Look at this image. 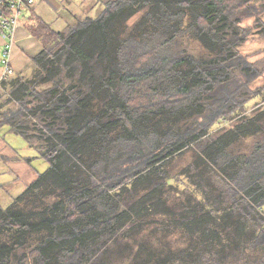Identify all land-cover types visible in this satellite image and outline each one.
Listing matches in <instances>:
<instances>
[{
    "label": "trees",
    "instance_id": "16d2710c",
    "mask_svg": "<svg viewBox=\"0 0 264 264\" xmlns=\"http://www.w3.org/2000/svg\"><path fill=\"white\" fill-rule=\"evenodd\" d=\"M139 6L148 8L152 28L123 37ZM10 7L0 3L4 15ZM180 8L199 10L188 31L208 57L181 46ZM263 14L264 0H116L61 32L37 19L33 33L44 49L32 57L31 78L1 80L8 107L0 128L24 138L49 167L12 205H0V264H107L112 248L127 241L144 250L140 233L156 228H184L193 243L185 254L164 243L167 251H152L144 264H264V148L230 154L223 136L243 125L209 138L216 122L262 94L251 85L264 70L238 48L249 35L245 19L255 18L264 36ZM0 66L3 72L2 59ZM204 141L220 144L223 163L205 154L222 172L226 165L218 176L226 191L216 202L208 192L201 202L180 197L167 212L172 184L161 169ZM207 157L183 174L199 176ZM50 197H57L51 206Z\"/></svg>",
    "mask_w": 264,
    "mask_h": 264
},
{
    "label": "rangeland",
    "instance_id": "374dc122",
    "mask_svg": "<svg viewBox=\"0 0 264 264\" xmlns=\"http://www.w3.org/2000/svg\"><path fill=\"white\" fill-rule=\"evenodd\" d=\"M261 3L262 2L259 4ZM142 7H136V13L131 16V19H129L128 22H125L124 26L127 28L126 32L128 35H122L123 37L135 36L137 38H141L140 34H144V30L152 28V26L145 20V16H148L147 13L149 10L148 8L144 9ZM72 9H75L78 12L80 10V8L77 9L74 6ZM95 10L96 11H93L91 15L96 16L99 14L100 10ZM181 10L185 12V18L181 26L182 32L178 36L181 46L197 56L208 57L210 52L206 48V44H204L200 39L196 38L197 34L195 32L191 31L190 33V31H188V28L193 23V19L195 18L194 14L199 10L195 8ZM77 13L69 16L68 18L72 19V21H76L77 17L81 18L85 15V13ZM257 19H260L264 24V14L259 16ZM37 25L38 23H36V26ZM242 27L247 30L249 35L247 36V40H245V42L238 48V51L243 56L248 57L249 62H258L260 69L264 70V36L260 34L261 32H259L258 29H256V19L253 17L245 19V21L242 23ZM118 30H120V27H117V31ZM34 69L35 65L33 62H31V64L21 73L23 74L21 76H24L25 79L31 78L32 75H34ZM15 75L18 74H15L14 72L10 77H7V80L14 79ZM251 87L254 92L259 91V93L262 94L251 100L246 105V108H244V112L238 110L235 113L229 114L226 119L216 122L212 126L209 133L210 139L211 137H218L217 139H219V136L223 135L230 129H234L237 126L243 125L241 126L242 129L239 134L236 133L234 135H229V137L226 135L223 136L225 143L232 142V146L229 149L230 154L250 153L253 148H264V72L262 76L251 85ZM7 97L8 93L6 91L3 101L1 100L0 102V105L3 104V107H0V111L2 110L1 108L4 110L7 109ZM0 136L2 137L3 144H5L4 148L0 149V156L6 155L9 151H13L14 156L11 158L8 164L5 163L0 157V205L3 208H7L14 203L17 197H20L26 191L29 183L36 178V173L41 174L46 172L49 165L39 156L38 152L25 141L24 138L13 134L9 127L2 126L0 128ZM204 144L205 141L204 143L199 142L190 148L179 152L175 158L168 162L169 164H167L165 169H161L169 171V178H171L170 183L172 184L170 187L171 190L164 194L165 202L166 200L168 201L167 212H170V209L173 207V203L178 201L180 197L183 200L190 198L201 202L205 201L206 197L208 196L212 202H216L217 199L219 201L221 200L224 191H226L223 188V181L221 182L218 177H221L222 173L226 175V165L224 166L225 168L222 172L221 168L223 167L219 168L218 166L214 165L205 154L207 151L209 153H215L217 154V157L219 155L221 163H223L225 159L219 154L221 151V149H219L220 144L218 145V142H209L206 145ZM6 147L8 149H6ZM201 157L204 158V160H206L207 157L209 161L203 163V165L199 167L200 172L196 173L199 176L191 178L190 176L183 174V171H186L190 165L198 166V164L201 163ZM217 157H215V159ZM11 163L18 164L19 166L14 169ZM232 163H235V161ZM232 163L229 164L231 170L234 165L236 166L237 162L235 164ZM156 176L157 177L155 180L159 181L161 176ZM175 177H177V179H175ZM206 192L209 193L207 196L205 194ZM29 198L33 197L29 196ZM47 199L49 202L48 204L51 206L57 200V197H50ZM29 200L27 196L23 200V203ZM151 205L152 202H150L149 207L154 209V205ZM230 217L231 219L239 218L237 213L231 214ZM240 217L246 220V217L243 215H240ZM156 218L161 219L163 216L158 214ZM246 225L251 226L250 224ZM184 230V228L171 230L164 229L162 231L163 233L158 228L150 229L148 231L143 230L142 233H140V240L142 241V244L145 245L144 250H142L139 245L129 243V241H127L123 244L114 246L111 252L107 255L105 261H107V264H144L148 254H150L152 251H167L164 243L173 244V248L171 250L172 253L185 254L190 251V249H187V247L193 242H190L187 239L188 235H186L187 233L185 234ZM5 235L3 237L1 236L2 241L6 239ZM234 235L236 234L234 233ZM192 241H195V239ZM21 255L22 253L19 254V257Z\"/></svg>",
    "mask_w": 264,
    "mask_h": 264
},
{
    "label": "crops",
    "instance_id": "0c3cea01",
    "mask_svg": "<svg viewBox=\"0 0 264 264\" xmlns=\"http://www.w3.org/2000/svg\"><path fill=\"white\" fill-rule=\"evenodd\" d=\"M111 1L116 0H35L32 8H25L22 12L16 31L15 43L11 52V65L15 74H21L31 64L32 57L39 55L44 49L42 42L33 33L38 22L37 19L49 24L53 30L61 32L65 31L70 23L74 22V20L68 18L78 12L72 9L73 6L77 9L80 8L78 13H85L81 18L96 17L103 10V3ZM95 9H99L100 12L93 16L91 13L95 12ZM3 47L4 40L0 35V59ZM1 75L2 68L0 66V77ZM6 155L11 158L14 157L13 151H9ZM11 164L14 169L19 166L18 164Z\"/></svg>",
    "mask_w": 264,
    "mask_h": 264
},
{
    "label": "built area",
    "instance_id": "2783aa9c",
    "mask_svg": "<svg viewBox=\"0 0 264 264\" xmlns=\"http://www.w3.org/2000/svg\"><path fill=\"white\" fill-rule=\"evenodd\" d=\"M10 4V13L2 15L0 18V35L4 40V47L1 55L3 72L0 77L2 79L10 77L14 73L11 65V52L15 43L16 31L19 26L22 12L27 5H33L35 0H6ZM2 3V2H1Z\"/></svg>",
    "mask_w": 264,
    "mask_h": 264
},
{
    "label": "water",
    "instance_id": "95a60500",
    "mask_svg": "<svg viewBox=\"0 0 264 264\" xmlns=\"http://www.w3.org/2000/svg\"><path fill=\"white\" fill-rule=\"evenodd\" d=\"M3 1H6V0H0V3L3 2ZM2 15H3V11H2V9L0 8V18L2 17Z\"/></svg>",
    "mask_w": 264,
    "mask_h": 264
}]
</instances>
